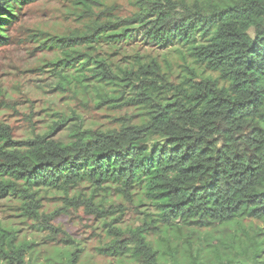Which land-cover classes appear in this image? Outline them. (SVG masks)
<instances>
[{
    "label": "trees",
    "instance_id": "1",
    "mask_svg": "<svg viewBox=\"0 0 264 264\" xmlns=\"http://www.w3.org/2000/svg\"><path fill=\"white\" fill-rule=\"evenodd\" d=\"M34 1L0 0V45L8 25ZM130 2L134 8L123 16L115 4L82 0V28L44 41L63 54L48 65L69 69L58 83L115 103L122 110L117 124L76 127L60 141L51 132L15 140L0 123V198L17 202L36 229L51 231L50 241L63 229L45 218L65 208L40 210L39 191H60L65 200L72 190L63 206L88 208V199L79 205L81 190L101 189L119 215L120 197L150 203L152 213L139 227L104 222L108 240L96 250L114 264H160L164 251L147 234L179 240L183 227L189 248L178 242L177 251L190 252L196 264H264V0ZM133 37L174 49L184 65L186 58L195 65L177 78L168 61L165 72L137 52L120 64L112 56H121ZM201 228L220 235L201 245ZM62 241L69 246L60 263L96 264L78 260L75 241ZM33 246L0 226V264H31L24 253Z\"/></svg>",
    "mask_w": 264,
    "mask_h": 264
},
{
    "label": "rangeland",
    "instance_id": "2",
    "mask_svg": "<svg viewBox=\"0 0 264 264\" xmlns=\"http://www.w3.org/2000/svg\"><path fill=\"white\" fill-rule=\"evenodd\" d=\"M80 1L82 0H35L25 5L15 22L6 29L7 41L0 45V123L8 126L15 140L31 139L51 132L52 139L68 141L76 127L81 130H106L117 124L115 119L120 116L121 108L115 106V103L103 101L96 93H84L68 82L58 83L61 81L58 74H67L68 67L59 66L53 69L52 65H48L49 62L63 57V54L56 46L49 47L50 44L44 41L50 36L60 37L82 28L83 19L77 17L82 5ZM104 1L115 4L123 16L130 14L134 8L130 0ZM127 42L121 50L122 57L112 56L118 58L120 64L132 61V55L137 52L139 56L155 58L162 64L165 72L168 71L164 67L165 61H168L171 65L170 71L177 78L187 74L186 67L193 68L195 65L189 58H186L184 65L174 49L146 44L139 37H133ZM94 58L92 53V59ZM126 108L129 113L136 112L132 106ZM60 118L67 120L59 124ZM38 193L40 210L52 213L56 208H65V211L55 213L50 220L45 218V221L54 226L61 225L63 229L57 234L56 241L49 240L53 237L51 231L36 229L28 217L22 216L23 211L18 209L17 202L8 201L7 197L0 198V226L11 227L16 231L17 239L25 236L34 242L32 249L24 253L31 264H62L59 261L66 255L63 248L69 246L62 241L63 238L76 242L74 246L80 249L78 260L90 258L96 264H114V259L105 258L96 250L108 240L104 222H113L114 226L129 229L141 226L145 213H152L150 203H140L134 196H126L119 199L124 207L123 214L119 215V212H113L114 206H109L101 189L93 193L88 188L81 190L83 195L78 199L79 205L88 199V208L63 206L72 198V190L67 192L65 200H62L65 194L60 191ZM100 203L102 205H98ZM106 209H110V213H106ZM116 218L118 222H114ZM177 233L181 237L179 240L168 239L160 242L153 234H147L146 239L155 240L154 247L164 251L159 259L160 264H196L198 261L190 252H183L180 247L177 251L176 247L178 242H183L189 248L186 243L189 231L183 227ZM218 235L220 233L214 234L207 228H201L202 239L199 243L208 244ZM196 243L198 241H194L190 248L195 249Z\"/></svg>",
    "mask_w": 264,
    "mask_h": 264
}]
</instances>
